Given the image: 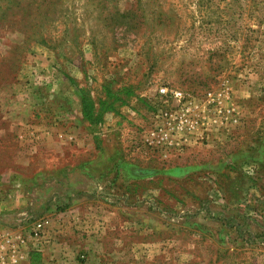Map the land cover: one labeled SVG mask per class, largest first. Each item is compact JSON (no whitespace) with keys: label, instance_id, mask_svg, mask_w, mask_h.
<instances>
[{"label":"rangeland","instance_id":"obj_1","mask_svg":"<svg viewBox=\"0 0 264 264\" xmlns=\"http://www.w3.org/2000/svg\"><path fill=\"white\" fill-rule=\"evenodd\" d=\"M223 83L238 124L146 148L160 88ZM51 176L92 185L115 264H264V0H0V187Z\"/></svg>","mask_w":264,"mask_h":264},{"label":"crops","instance_id":"obj_2","mask_svg":"<svg viewBox=\"0 0 264 264\" xmlns=\"http://www.w3.org/2000/svg\"><path fill=\"white\" fill-rule=\"evenodd\" d=\"M83 179L75 184L76 180L69 177L68 182L63 183L51 176L49 185L42 190L19 186L16 190L4 191L5 188L0 187V232L25 238L27 247L22 264H115L114 261L122 257L118 246L122 239L112 236L115 233L107 225L108 217L96 216L98 207H93L86 196L93 187ZM65 184L72 190L66 191ZM59 185L64 186V190L59 191ZM56 192L60 199L52 203L49 196ZM36 213L46 214L43 216L51 221L40 239L39 249L32 246L29 238L33 226L30 219L37 216ZM82 257L85 261L79 260Z\"/></svg>","mask_w":264,"mask_h":264},{"label":"built area","instance_id":"obj_3","mask_svg":"<svg viewBox=\"0 0 264 264\" xmlns=\"http://www.w3.org/2000/svg\"><path fill=\"white\" fill-rule=\"evenodd\" d=\"M158 93L172 107L157 116L158 125L152 126L149 137L145 138L146 148L152 153L158 152L165 157L167 151L189 145L192 137L203 141L208 135L210 137L214 129L223 131L228 129L227 124H238L239 111L232 101L230 89L224 83L216 91L207 92L203 99H193L181 91H168L165 88H160ZM50 224L47 218L33 223L29 238L34 248L38 247ZM26 247L24 237L0 232V264H22Z\"/></svg>","mask_w":264,"mask_h":264},{"label":"trees","instance_id":"obj_4","mask_svg":"<svg viewBox=\"0 0 264 264\" xmlns=\"http://www.w3.org/2000/svg\"><path fill=\"white\" fill-rule=\"evenodd\" d=\"M146 173V172H145Z\"/></svg>","mask_w":264,"mask_h":264}]
</instances>
